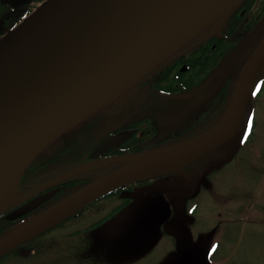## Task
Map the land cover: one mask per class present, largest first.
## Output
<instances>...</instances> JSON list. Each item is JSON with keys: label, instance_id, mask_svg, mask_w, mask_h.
I'll list each match as a JSON object with an SVG mask.
<instances>
[{"label": "flooded vegetation", "instance_id": "flooded-vegetation-1", "mask_svg": "<svg viewBox=\"0 0 264 264\" xmlns=\"http://www.w3.org/2000/svg\"><path fill=\"white\" fill-rule=\"evenodd\" d=\"M42 1L0 0V49L18 36L29 22L36 6ZM263 38L264 0H242L207 23L173 54L150 69L138 82L68 133L59 136L58 140L55 139L57 143L55 142L52 148L65 140L69 134L76 133L74 143L60 147V153L68 151L69 154L66 153L59 163L50 161L42 165L39 168L41 178L34 182L30 176V181L33 182L24 184L23 189L19 182L17 194H14L0 213V218L4 220L0 223L10 224L4 229L0 239L92 182L137 160L146 154L143 150L154 149L159 152L166 146L194 139L216 128L227 118L239 78ZM221 60L222 65L216 68ZM206 79L208 81L205 87L195 90V87ZM188 85L189 88H186ZM135 90L139 92V97L136 95L137 104L132 112H127L126 120L107 131L99 132L97 126L103 113L98 116L94 114L101 110L119 113L123 110V105L117 104V100L126 92ZM263 93L264 62L243 96L241 120L234 134L222 144L181 167L183 181L174 192L182 209L188 213L185 220H195L192 214L196 201L191 207L188 206L201 191V186L197 189V184L203 182L206 184L205 191L211 192L212 177L223 167V164L214 165L215 156L237 153L246 138L254 137L256 123L259 124L255 108L259 105ZM192 97L198 98L197 103L188 107L186 115H181L177 106L170 102L188 101ZM163 112L174 115L183 124L162 135L152 122L156 119L155 116ZM103 153L110 154L102 156ZM73 155V162H69L68 159ZM35 175L36 172H32V176ZM178 176L180 172L172 170L166 176L147 175L110 189L1 254L0 264H46V261H50L49 254L63 247L62 243L74 242L76 248L78 242L102 226L91 224L106 216V223L110 224L109 231H113V234L117 229L123 231L133 219H142L149 210L155 211L157 206L153 203L154 198L163 202L171 218L173 208L163 188ZM150 191L156 195L154 198ZM105 201L109 203L106 210L101 208ZM99 204L101 216L89 225H83L84 214ZM262 209L260 206V210ZM222 215L223 212H218L220 220H217L213 227L207 228L204 233L199 232L202 234L193 239L194 241L191 238L198 249L205 250L209 243L211 245L215 231L221 239ZM26 218L27 220H24ZM75 221L78 226L64 227L67 223ZM65 228L66 231L63 232ZM72 252L75 254L74 248ZM77 257L78 255L75 256L76 263L81 261ZM69 259L73 261V255L69 254Z\"/></svg>", "mask_w": 264, "mask_h": 264}, {"label": "water", "instance_id": "water-1", "mask_svg": "<svg viewBox=\"0 0 264 264\" xmlns=\"http://www.w3.org/2000/svg\"><path fill=\"white\" fill-rule=\"evenodd\" d=\"M239 0H50L0 49V83L44 50L49 52L0 88V206L31 161L54 139L109 103ZM264 62V38L250 56L227 118L213 130L146 155L50 207L0 240V255L64 214L118 184L160 170L179 171L163 190L174 208L170 228L187 251L174 190L181 167L228 140L239 126L243 96ZM216 155L214 165L224 163Z\"/></svg>", "mask_w": 264, "mask_h": 264}, {"label": "rangeland", "instance_id": "rangeland-1", "mask_svg": "<svg viewBox=\"0 0 264 264\" xmlns=\"http://www.w3.org/2000/svg\"><path fill=\"white\" fill-rule=\"evenodd\" d=\"M46 4L36 6L32 14L39 13ZM244 47L246 48V44ZM222 61L216 68L222 65ZM207 81L208 79L203 80L195 90L203 89ZM138 93L137 90L128 91L117 100V104L123 105V110L119 113L101 110L94 114L98 116L103 113L97 126L99 132L107 131L124 122L128 117L127 112H132L136 107ZM197 99L192 97L188 101L170 100V102L177 106L181 115H186L188 107H193ZM258 103L255 109L259 124L256 123L254 137L249 138L236 154H231L230 161L212 177L211 192L205 191L206 184L198 183L197 189L201 186V191L189 202L188 208L196 201L195 211L192 214L195 220L194 218L191 221L185 220L183 229L187 228L192 240L202 234L199 232L204 233L207 228L213 227L216 221L220 220L218 212H223L221 239L215 231L211 245L209 243L205 249L211 259L190 262L191 264H264V93ZM155 117L152 124L162 135L183 124L174 115L166 112ZM75 137L76 133L69 134L65 140L47 150L45 155L56 154L61 148L74 143ZM151 195L153 198L156 196L152 192ZM8 200L0 206V209L4 208ZM159 200L153 199L154 205L157 206L155 211L147 212L145 217L129 224L123 231L117 229L113 234V231L108 230L110 224L106 223L78 242L76 248L74 242L62 243L63 247L49 254L50 261H46V264H170L177 255V250L174 237L163 232V226L167 222L165 219L169 213L165 210L163 202ZM107 204L109 205L105 201L101 208L106 210ZM99 206L100 204L84 214L83 225H89L101 216ZM76 226L78 225L75 221L67 223L64 227ZM166 226L167 224L164 227ZM171 227L172 225L169 228ZM187 230L182 232L185 238L184 249L193 254L196 252V247L187 239ZM65 231L66 228L63 232ZM213 247H217V250L212 251ZM72 248L75 249V254ZM69 254L73 255V261L69 259ZM77 255L81 261L76 263ZM203 255L204 251L200 253L199 260Z\"/></svg>", "mask_w": 264, "mask_h": 264}, {"label": "trees", "instance_id": "trees-1", "mask_svg": "<svg viewBox=\"0 0 264 264\" xmlns=\"http://www.w3.org/2000/svg\"><path fill=\"white\" fill-rule=\"evenodd\" d=\"M186 88H189V85L186 86ZM152 150H154V149H146V150H143V151L147 153V152H151ZM66 153H67V155L69 154L68 151H64L63 154H62V153H60V150L56 154L50 155V156H46L45 152L40 153L31 162V164L27 167V169L23 173V175L21 177V180H20V187H22V189H23L26 184H31L33 181L35 182L36 180L40 179L42 174H41V170L39 168L42 165H45V164H47L50 161H51V163H59V161L66 155ZM108 154H110V153H107V154L103 153L102 156H107ZM74 157H75V155H73L71 158H69L68 161L69 162H71V161L73 162ZM32 172H36V175L32 176ZM167 174H169V172L164 171L162 173L161 172L154 173V175L151 174V176L152 177H155L157 175L166 176ZM30 176L33 179V181H30ZM147 178H149V177H147ZM25 181H26V183H24ZM15 194H17V192ZM24 220H27V218L24 219ZM0 221H4V220L0 218ZM10 221H11V219L8 222H10ZM106 221H107V216L102 218V219H100V220H98L97 222L91 224V226H98V227L101 226V225L103 226V225H105L104 223H106ZM134 221L135 220L133 219L131 221V223H133ZM8 226H10V224L4 225L3 223H0V236L3 235V233L5 231L4 229H6V227H8Z\"/></svg>", "mask_w": 264, "mask_h": 264}, {"label": "bare ground", "instance_id": "bare-ground-1", "mask_svg": "<svg viewBox=\"0 0 264 264\" xmlns=\"http://www.w3.org/2000/svg\"><path fill=\"white\" fill-rule=\"evenodd\" d=\"M49 51L44 50L41 53L35 55V57L31 58L28 60L24 65L14 69L11 71L0 83V88L6 86L9 84L11 81H13L17 76H19L22 72H24L27 68L31 67L34 63L39 61L41 58H43Z\"/></svg>", "mask_w": 264, "mask_h": 264}]
</instances>
